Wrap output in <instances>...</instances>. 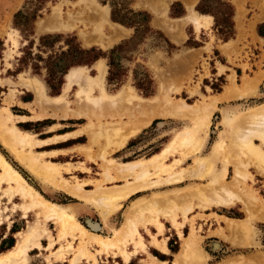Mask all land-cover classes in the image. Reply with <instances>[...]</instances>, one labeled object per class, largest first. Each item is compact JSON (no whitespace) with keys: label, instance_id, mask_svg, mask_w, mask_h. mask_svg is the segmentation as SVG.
Returning <instances> with one entry per match:
<instances>
[{"label":"rangeland","instance_id":"374dc122","mask_svg":"<svg viewBox=\"0 0 264 264\" xmlns=\"http://www.w3.org/2000/svg\"><path fill=\"white\" fill-rule=\"evenodd\" d=\"M131 1L132 0H0V39L3 40L4 46L3 50L0 51V109L4 107L9 109L12 115V121L17 127H19V119L14 115V113L18 112V108L14 104L15 95L22 89L28 88L34 91L35 94L34 102L32 106H30L32 111L38 109L44 116H58L57 114L61 113L63 115L72 114L76 117H80V123L78 125L79 129L73 132L77 135L84 133V137L80 138L83 142L75 147V153L65 156L69 161L68 163H56L59 164L60 174L68 181V183L72 184L77 183L78 181V183H80L83 188L89 190L95 189L98 183H101V185L104 187H108V185L113 186L116 184H124L126 183V180H134V174H130V176L128 175L125 178H116L115 174H113L114 169L112 166L109 168V177L107 180H105L102 174L103 163L106 161V159H113L116 164L128 160H143L155 152L161 150L167 144L173 141L178 131L182 130L188 125L191 126L193 124V119L188 116L178 115L177 117L176 115L155 116L146 126L142 127L140 131L129 136L126 141L122 145L120 144L121 146H119L116 140L112 142L108 141L107 135L105 136L103 128L109 122L111 124V122H115L117 120H127L128 115H123L122 118L110 115H100V117L97 112H94L93 114L91 113V117L85 116V114H80L77 116L75 113H82L85 111V108L76 105V84H72V86L65 92L62 91V86L61 92L59 94L50 95L44 82L45 70L42 69L40 73H34L32 72L30 66H24L22 70L17 72V57L21 54V48L28 42L29 39L37 42L38 37L44 33L60 32L63 34H73L84 47L97 46L104 51L109 50L120 41L130 38L133 34V28L126 27L110 18V4H116V8L119 10V13L128 17L131 15V11L135 10L131 7ZM136 1L137 6H143L148 10L154 9L158 12L152 14L150 26L154 30L161 31L164 35L166 33L169 37L168 40H171L170 42L176 47L169 49L166 43H164L157 33L145 32L143 34V39L138 44L131 45L122 50L120 53L121 56L119 62L122 66L121 72H123L121 76L122 81L120 84H116L114 81H107L106 76L108 73V65L106 58H99L91 65H84V71L92 75H96L97 65L101 62L105 64L106 70L103 79V87L107 93H115L123 88L142 99L154 98L161 93H165L173 101L179 102L180 100H183L191 104L198 103L201 100L209 101L210 98L221 95L225 85L230 82L231 78H233L234 83L240 89L246 79L252 77L256 78L257 87L255 93L239 95V91L237 90L238 92L228 96L229 98H221L218 100L222 101L227 99L225 102L221 103L219 107H215L213 110L208 128L206 129L207 131L200 135V137L205 138V141L197 151H194L190 147H172L166 157V163L172 164L173 170L175 169L181 171V168L183 167V170L187 169L185 171H189L196 157H202L208 154L210 155L213 142L217 138L220 129L224 130L225 133V149L228 150V154L231 155L234 153V151L238 153L236 146L234 147L233 144V138L235 136L234 133L230 132L227 134V129L223 126V124H221L220 119L223 116V110H226V113L229 114V117H231L233 120L234 115L237 112L244 110L249 105L264 102V71H262L264 69V62L261 59L262 56H260V45L262 44V41H259V39L255 37L254 24L252 22L253 20L250 19V16L254 13L256 8L259 10L264 7V0H261L262 3L258 2L259 4L256 3L255 0H232L236 7L235 18L237 21L235 43H227V48L224 51H232L230 54L225 56L227 62H231L230 65L234 68L231 67L228 69L229 74L226 75L223 73V75L218 76L216 79H210L211 75H209L208 72L210 71L212 73L214 72V69L213 66L207 64V62L214 64L213 61L220 59L221 57L213 52L211 53L210 57L202 58L201 54L197 55L192 49H187L189 47H193L195 43H198L205 46L203 50H209L211 43H221L223 35L217 33L215 26H211V28H208L206 32L203 30L199 40L194 41L189 39V41L183 43L178 41L181 36L182 25L184 22H191L196 30H199L200 27L207 26L210 23L211 17L209 15L205 17L204 14L197 13L192 8V6L191 8L188 7L187 4L193 3L194 0H185L189 12L183 19L167 16L162 10V7L164 8L166 3L160 2V0ZM93 5L107 6L108 17L112 22L116 23L115 27L119 31V35H117L115 39L113 38L110 40V31L112 30V27H110L103 29V42L95 40V30L93 29L90 20L85 19V16H87L89 12L92 11L91 6ZM20 9L26 10V12L35 11L39 14L32 22L30 31L28 30L26 34L21 32L13 25V15L17 10ZM172 10L173 13L178 12L180 7L178 5H174ZM211 10L217 15H220V11L223 10V8L220 5V2L213 1L211 3ZM67 17L68 19H66ZM193 17H198V19L196 20ZM53 22H57V25H59V23H72V26L56 29L43 27V24ZM167 25L171 26V30H168L169 34L165 28ZM187 29L191 30V26L189 24L187 25ZM207 37H209V40L207 41L210 42L206 43L204 41L207 39ZM197 56L200 58L199 62H203V66L195 63L198 62ZM240 61H244L245 63H241ZM238 64L241 65L239 66ZM142 66L144 68H142ZM202 67L204 68V71L201 70ZM235 69H238V71ZM134 70H138L140 72H144L145 70L147 71L149 78L152 80V93L150 95H144L140 89L136 87ZM220 70H223V67H220ZM204 73L207 74V76L203 78ZM65 81L66 78L64 79V82ZM30 83L32 85L36 84L41 86L44 97L50 101L44 103L39 101L36 96L35 88L34 86H31ZM214 84L217 86V88ZM217 92L219 93L216 95L215 93ZM93 93L95 95L99 94L100 92L96 90ZM60 94L61 97L59 103L51 102L54 100V96ZM131 100L134 101L133 98H131ZM47 108H49L48 111H46ZM35 117L36 116L32 118ZM21 118L26 120V117ZM86 129L88 130L87 132ZM31 133L34 137H36L33 132ZM92 134L93 136L91 137ZM89 137L93 139L91 144H89ZM255 141L256 143L260 142L259 140ZM261 146L264 148V145ZM36 147H39V145H34L31 147L34 153L39 152ZM229 148L231 149L229 150ZM0 151L5 156V158L9 160L11 164L25 177V179L30 184H32V186L37 189L45 198L51 201L62 203L60 200H63V197L67 196L64 194H70V196H73L72 201L74 204L68 202L62 204L68 205L69 210L75 214L76 218L81 223L87 222L90 228L91 224L95 223L98 226V229H100L91 231L108 236H111L114 229L122 224L125 212L133 200H137L140 197L150 198L157 193H160L159 195L167 193L172 195L171 197L174 198L176 196H180V194L175 195V192H181L188 187L195 188L196 186H200L203 183H207L209 181V177L205 176L201 178V176L198 175L199 173L192 175V172H184L182 181L174 183L166 182L165 176H167L168 173H155L153 170H150V173L147 175L146 179L150 182H153L152 180L158 181L122 199L120 207L105 218L100 211V207L92 201L84 199L80 196L77 197L66 190L64 191V189L48 184L42 177L36 175L30 168L24 166V164L20 162L13 152L2 145L1 141ZM85 151H89L91 153V157H89ZM57 152L58 151H54L53 153L43 155V158L53 161L51 156ZM99 154H103L104 157L100 156ZM211 164L214 171L219 172L224 164V150L222 152H218L216 155L211 156ZM227 168L228 171L226 178L231 180L233 176V165L230 162H227ZM202 172H206L205 167L202 168ZM5 186H7L6 183H3L2 187ZM242 186L253 193L259 204L264 205V173L262 171H258L252 163L247 164L244 184L242 183ZM176 199H178V197ZM186 199L188 200L187 203L192 205V208L187 212V218L183 217L182 210L180 208L177 209V220L179 222L177 225H173L169 219L161 217L163 229L161 232L157 233V228L153 224L148 223V229L141 223L139 224L138 228L140 234L142 235L144 246H138L136 251L132 254H135L136 252H144L145 254L148 253L149 257L154 260L148 249L155 251L153 247H156L159 250H163L151 240L153 234H155L157 239H159L161 242L164 241V245L166 247V241L168 242L169 256H171V253L177 251L181 241L180 249L174 254V264H180L181 262L188 264V258L184 257L183 255L179 257L177 256V253H179L183 247L185 238H194L197 242V247L199 248L198 241L202 238L200 234L203 235L205 233V229L207 228H202L199 223L204 221L205 218L208 219V222H210L212 220L210 218L217 216L216 213H221L228 216L243 215L246 217L245 219L241 220H248V223L250 224L248 227H250V229L252 228V236L255 238V244L251 249L256 248L264 250V217L262 215V219L258 217L262 212V210L259 209L262 207L258 203H256L257 206L255 205V207L251 205L252 207L249 206L250 208H247L239 202L229 205H220L209 201V205L206 207H201L197 205L200 199L198 196H188ZM13 201L16 203H22L23 200L18 196H13L9 201L6 197L1 196L0 191V224L3 222L8 223L10 218H13L14 216L21 218L23 215L22 210L19 208L16 209L13 206ZM16 212L18 215H16ZM43 215L44 214L42 213L39 214L37 210H31L27 212L26 217L24 216L22 225L23 228L21 230L25 229L29 223H33L37 220L39 224V230H42L44 227H46L47 229L49 228V233L57 236L56 223H54L52 220H47V218ZM225 220L227 229H229L231 232H237L236 228L234 229L230 226L231 223L228 218H225ZM184 223L189 224V230H187V228L185 231L183 230ZM99 224L103 225L102 229ZM151 227L152 232L150 231ZM179 231H181V234ZM40 232L44 233V231ZM244 232H248V237L250 236L249 231L246 230ZM15 235L17 239V234L15 233ZM245 235L247 237V233ZM168 236L170 237L167 239ZM69 240H72V238L70 237ZM67 243L68 240H59L53 248L47 249L50 250L49 256L46 257L47 261L49 260V264L50 262L52 264L53 260H60V262L57 264L70 263V258L75 254L77 247L82 243V241L80 237L73 239V245L75 247L74 249H68ZM206 244L207 243H205V248L208 250V245ZM61 245L63 246V249L59 250ZM122 246L128 251H132L134 248L131 241L122 244ZM87 247L90 251L95 253L96 257V262L90 261L93 262L90 264H119L115 260V256H120L118 251L108 249L97 252L96 246L93 243L87 244ZM199 250L200 251L198 253L200 254V259L198 263L196 262L195 264H200L203 259V255L205 254L200 248ZM167 251L168 248L165 252ZM227 253L232 252L231 250H227L222 254L225 255ZM69 255L70 257L67 262L61 261L62 259L64 260V258H68ZM99 255H102V258L101 256L99 257ZM262 255L263 253H257L256 257H259V259L262 260ZM108 258L110 260H107ZM236 259L244 260V257L242 255H238ZM121 261V264H123V258H121ZM135 261L136 259H133V264ZM151 263L152 261L149 260V262H147L145 259H143L138 261L136 264ZM19 264H30L29 258L27 263L21 262ZM162 264H165V262H162Z\"/></svg>","mask_w":264,"mask_h":264},{"label":"bare ground","instance_id":"6f19581e","mask_svg":"<svg viewBox=\"0 0 264 264\" xmlns=\"http://www.w3.org/2000/svg\"><path fill=\"white\" fill-rule=\"evenodd\" d=\"M255 2L260 3L261 0H255ZM190 5L191 4H189V6ZM99 6H91L92 11L89 12L87 15L88 17L85 16V19L90 20V23L95 30V40H102L100 36L102 35L103 29L110 27H112V30L110 31V40L113 38L115 39V37L119 35V31L115 27L116 23L109 19L107 6ZM204 16L207 17L208 15ZM193 18L196 20L198 19V17ZM66 19H68V17ZM67 26H72V23H59V25H57V22H53L43 24V27L51 29ZM84 68L85 66L82 65L71 67L66 74V81L62 91L65 92L68 90L72 84L77 85L75 92V97L77 99L76 105L85 108V111L82 113L76 112L75 114H77V116L85 114V116L89 117L91 113L93 114L94 112H97L99 116L110 115L121 118L123 115H128L127 120H117L115 122H111V124L109 122L104 126L103 130L105 136L107 135L108 141L112 142L116 140L118 145L121 146L129 136L140 131V129L146 126L155 116H188L193 119V124L178 131L173 141L143 160H128L116 164L113 159H106L102 166V174L105 180L109 177L110 166L113 167V174H115L116 178H125L128 175L130 176V174H134V180H126V183L124 184H116L113 186L108 185V187H104L101 183H98L95 189L89 190L83 188L78 181L77 183H68V181L60 174L59 164L43 158V155L50 154V152L34 153L31 147L34 145H40L41 141L35 138L30 131L22 130L17 127L12 121V115L9 109L5 107L1 108L0 141L3 146L7 147L16 155L24 166L30 168L36 175L42 177L48 184L64 189V191L66 190L72 195L83 197L84 199L97 204L101 209L100 211L103 214V217L105 218L120 207L122 199L158 181L152 180L153 182H150L146 179L150 170H153L155 173H168V175L165 176L166 182L174 183L182 181L184 172H192V175L199 173L198 175L201 176V178L205 176L209 177V181L200 186H196L195 188L188 187L181 192H175V195L180 194V196H176L174 198L171 197L172 195L167 193L162 195L157 193L150 198L140 197L137 200H133L125 212L122 224L114 229L111 236H108L91 231L85 227L76 218L75 214L69 210L68 205L45 198L25 179V177L11 164L9 160L5 158L0 151L1 196L6 197L9 201L13 196L20 197L23 200L22 203H16L13 201V206L16 209L19 208L22 210L23 216H26L27 212L31 210H37L39 214H44L43 216L46 217L47 220H52L57 226V236H55L49 233V228L47 229L46 227H42L43 229L39 230L37 220L33 223H29L25 229L16 232L17 239L12 247L4 251H0V264L27 263L29 250L32 247H42L40 242L42 237H47L48 239V244L45 247L46 249L53 248L59 240L64 239L68 240L67 248L74 249L73 239L80 237L82 243L77 247L75 254L70 258L69 264H77L83 259L96 262L95 253L90 251L87 247V244L89 243H93L96 246L97 252L108 249L118 251L126 263L129 260L130 255L136 251L138 246H144L142 235L140 234L138 228L139 224L141 223L146 228L148 223L153 224L157 228V233L161 232L163 229L161 217L169 219L173 225H177L179 223L177 220V209L180 208L182 210L183 217L187 218V212L192 208V205L187 203L188 200L186 198L188 196H198L200 199L197 205L201 207H206L210 204V202L220 205H229L239 202L247 208H250L249 206L251 205L254 207L255 205L257 206L256 203H258V201L256 197L250 192V190L242 186V183L244 184V177L248 163H252L258 171H262L264 173V148L261 146L264 145V102L249 105L244 110L237 112L234 115L233 120L229 117V114L226 113V110L222 111L223 116L221 117L220 122L224 127H226L227 134L230 132L234 133L235 136L233 138V144L234 147L236 146L239 154L235 151L231 155L228 154V150L225 149V133L224 130L220 129L217 138L213 142L210 155L208 154L202 157H196L189 171H185L187 169L183 170V167L181 168V171L175 169L173 170L172 164L166 163V157L172 147H190L194 151H197L205 141V138L200 137V135L207 131L206 129L208 128L211 114L216 107V102L221 98H227L228 96L236 94L238 91L239 95L255 93L257 87L256 78L252 77L246 79L241 89L236 86L233 78H231L230 82L225 85L220 96L212 97L209 101L201 100L199 102L197 101L198 103L191 104L183 100H180L179 102L173 101L165 93H161L160 95L150 99L137 97L130 93L127 89L123 88L115 93H107L103 87L106 65L102 62L99 63L97 65L96 75L85 72ZM30 85L34 86L36 96L39 101L43 103L50 101L44 97L41 86L36 84L32 85L31 83ZM96 90L100 93L94 95L93 92ZM60 97L61 94L54 96V100L51 102L59 103ZM131 98H133L134 101H132ZM87 131L88 130L86 129V132ZM73 134L76 133H70L68 135ZM68 135H64L63 137L65 138ZM92 136L93 134L91 137ZM89 139V144H91L93 139L90 137ZM255 140H259L260 142L256 143ZM230 149L231 148H229V150ZM223 150L224 164L219 172H216L211 164V156L216 155L218 152H222ZM85 152L89 157H91V153L89 151ZM100 156L104 157L103 154ZM227 162H230L233 165V176L231 180L226 178L228 171ZM204 167L206 168V172L203 173L202 168ZM3 183H6L7 186L2 187ZM177 197L178 199H176ZM259 205L262 207L259 208L262 212L261 214L259 213L260 215L258 217L262 219L264 217V205ZM261 215L263 217H261ZM228 220L231 223L230 226L234 229L236 228V231L240 230L244 232L246 230H250V227H248L250 225L248 220H237L233 218H228ZM91 225L94 228L97 227L95 223H92ZM40 231H44V233ZM179 233L181 234V231H179ZM246 233L248 236V232ZM44 234H46V236H43ZM70 237L72 240H69ZM151 240L157 244L158 247L160 246V248L164 251L167 250V247L164 245V241L161 242L157 239L155 234H153ZM128 241H131L133 244L134 248L132 251H128L122 246V244ZM60 249H63L62 245L59 250ZM199 251L200 250L197 247L196 240L189 237L185 239L183 249L177 256L179 257L183 255L188 258V264H195L196 262L198 263L200 258V254L198 253ZM257 258L259 259V257ZM262 260L263 261L261 262L263 264L264 252Z\"/></svg>","mask_w":264,"mask_h":264},{"label":"crops","instance_id":"0c3cea01","mask_svg":"<svg viewBox=\"0 0 264 264\" xmlns=\"http://www.w3.org/2000/svg\"><path fill=\"white\" fill-rule=\"evenodd\" d=\"M161 1L166 3V5L164 6V8H162V10L166 13L167 16H171V17H174L177 19H183L186 16V14L189 12V10L186 6L185 0H160V2ZM200 1L201 0H194L193 3H188L187 5L189 8H190V6H192V8L197 13L209 15L211 17L210 23L207 26H202V27H200L199 30H196V28L194 27V25L191 22H189V21L184 22L182 25L181 36L178 39V41H180L181 43L187 42L188 39H192L194 41L199 40V37L201 36V33L203 30H204V32H206L208 28H211V26H214V16L212 14L207 13V12H200L199 10L196 9V7L200 3ZM227 1H229L234 7V14L232 16V20H233V35H232V37H230L226 40L222 39L221 43H219V44H217L216 42H214L215 44L211 43L209 50H203V48L205 46L198 44V43H195L193 45V47L187 48V49H192L194 51V53H196L197 55L201 54L202 58L210 57L211 53H213V52L221 57L220 59L214 60L213 61L214 64H212L211 62H207V64L212 65L213 69H214V72H212V73L210 71L208 72L209 75H211L210 79H216L218 76L223 75V73L226 75L229 74L228 69H230L232 67L230 65L231 62H227L226 56H225L227 54H230L232 51L231 50L224 51V50H226V48H227V46H226L227 43H231V42L235 43L236 22H237L236 18H235L236 7H235L234 3L232 2V0H227ZM136 2H137L136 0H132L131 1V7L134 8L135 10H146L150 14V22H151L152 14L153 13L155 14L158 12L155 11L154 9L148 10L147 8H145L143 6H137ZM189 4H191V5L189 6ZM174 5H178L180 7V10L178 12L173 13L172 9H173ZM250 19L253 20L252 22L254 24V35H255V37H257L259 39V41H262V44L260 45V48H261L260 56H262L261 59L264 62V36L259 35L257 32V25L259 23L264 22V7L262 9H259V10L256 8L254 13L250 16ZM188 24L191 26V30L187 29ZM64 26H66V25H64ZM69 27H71V26H69ZM170 27L171 26H169V25H167L165 27L168 34H169L168 30H171ZM59 28H65V27H59ZM110 35H111V32H110ZM165 35H166V37H168L166 33H165ZM100 37L101 38L103 37V32H102V35ZM168 39H169V37H168ZM207 40H209V37H207V39L204 42H206V43L210 42ZM97 41L103 42L102 40H99V39ZM213 49H214V51H213ZM197 61L198 62H195L196 64L203 66V62H199L200 61L199 56H197ZM244 61H240V62L245 63ZM238 65L240 66L241 64H238ZM82 66H84V65H82ZM220 67H223V70H220ZM232 68H234V67H232ZM201 70L204 71V68L202 67ZM232 70H234V69H232ZM236 71H238V69ZM236 71H235V73H236ZM262 71H264V69ZM66 74H65L64 79L66 78ZM206 76H207V74L204 73L203 78ZM63 83H65V82H63ZM62 86H64V85L62 84ZM218 93L219 92H217L215 94L217 95ZM191 95H193V94H191ZM216 97H218V96H216ZM34 99H35L34 91H32L28 88L22 89L20 92H18L15 95L14 104L18 108V112L14 113V115L18 117L19 124H22V125H18V126L20 128H22L23 130H26V131L29 130V131L33 132L35 134V136L37 137V139L39 141H41V144L39 145V147H36L39 150V152H37V153H45V152L52 153L54 151H58L56 154L51 156L53 158L52 159L53 162L55 161V162H59V163H68L69 161H68V159H66L65 156L70 155L72 153H75V150H74L75 147H77V145H79L83 142V141H81L80 138L84 137V133H81L78 135L77 134L68 135L70 133H74L73 131L79 129L78 125L80 123L79 122L80 117H76L72 114L63 115L61 113H58L57 114L58 116H50V115L44 116L41 114L40 110L35 109L34 111H32L30 109V106H32ZM226 100L227 99L222 100V101H218L216 103V107H219L220 104L225 102ZM48 110H49V108H47L46 111H48ZM34 116H36V117L32 118ZM21 117H26V120L22 119ZM56 117H58V118H56ZM64 135H68V136L64 138L63 137ZM52 138H53V140H50ZM64 195H67V196H64L63 200H60V202H62V203L68 202V203L74 204V202L72 201L73 196H70V194H64ZM67 197H69V199ZM16 215H18L17 212H16ZM216 215L217 216L210 218V219H212L210 222H208V219L205 218L204 221L199 223L202 228L207 227L205 229V233L203 235L200 234L202 236V238L198 241L199 248L203 251V253H205L203 255V259L200 262V264H223V263H225V264H238V263L239 264H262L261 261H263V260L258 259L255 255L257 253H263L264 250L256 249V248L251 249L252 246L255 244V238H253V236H252V233H253L252 228L249 230V232H250L249 238H247L248 236L246 237V235H245L246 232H241V231L231 232L229 229H227V224H226L225 218L245 219L246 217H244L243 215L228 216V215L221 214V213H216ZM18 219H20V220H18ZM23 219H24L23 215L21 216V218H17L16 216H14L13 218H10V221L8 223L3 222L2 224H0V251H4V250L12 247L13 244L16 242L15 233L23 228L22 227ZM82 224L85 227L89 228V230H96V229L100 230V229H98V226L94 228L92 225H91V228H92L91 229L89 227V225L87 224V222H85V223L82 222ZM100 227L102 229L103 225H100ZM186 228H187V230H189V228H190L188 223H184V225H183L184 231ZM150 231L152 232V227L150 228ZM43 236H46V234H44ZM172 236H173V234H172ZM169 237L170 236H168L167 239ZM185 239H187V238H185ZM40 242L42 245L41 248L32 247L28 252L30 264H49V260L47 261L46 257L49 256L50 250H47L45 248L48 244L47 237H42ZM205 243H207L206 245H208L207 246L208 250H206V248H205ZM166 245L168 248L167 252H165L163 250H159L153 246L152 247L155 249V251L148 249L154 260H152L151 257H149L148 253L145 254L144 252H136L135 254L131 255V257L129 258V260L125 264H133V262H132L133 259H136L134 264H136L138 261L143 260V259H145L147 262H149V260L152 261L151 264H162V262H165V264H174V259H175L174 254L180 249L181 241L179 244V248L174 253H171V256H169V247H168L167 241H166ZM183 245H184V242H183ZM247 248H250V249H247ZM182 249H183V247H182ZM182 249L179 251V253L182 251ZM227 250H231L232 253H227L225 255L222 254L223 252H226ZM233 250H235V251H233ZM179 253H177V255H179ZM238 255H242L244 257V260L236 259L238 257ZM100 256L102 258V255H99V257ZM69 257H70V255L68 256V258H64V260L62 259L61 261L67 262ZM115 258H116L115 260L119 264L122 263V261H121L122 257L115 256ZM107 260H110V259L108 258ZM90 261H92V260H84L83 259L80 262H78L77 264L93 263ZM237 261H238V263H237ZM59 262H60V260H53L52 264H57ZM123 264H124V261H123ZM180 264H185V263L181 262Z\"/></svg>","mask_w":264,"mask_h":264},{"label":"trees","instance_id":"16d2710c","mask_svg":"<svg viewBox=\"0 0 264 264\" xmlns=\"http://www.w3.org/2000/svg\"><path fill=\"white\" fill-rule=\"evenodd\" d=\"M213 1L220 2L223 10L217 15L211 10ZM110 18L126 27L133 28V34L130 38L120 41L109 50H102L97 46L84 47L73 34L63 33H44L38 37V41L29 39L21 48V54L17 57V72L24 66H30L32 72L40 73L45 70L44 82L50 95H56L61 92L64 76L72 66L91 65L99 58H106L108 65L107 81L120 84L122 81L120 53L127 47L138 44L143 39L146 32H155L166 43L169 49L176 46L158 30L150 26V14L145 10H132L131 15L126 17L119 13L116 4H110ZM200 12H207L214 16V26L218 34L223 35L226 40L233 35L234 14L233 5L227 0H201L196 7ZM39 14L35 11L26 12V10H17L13 15V25L21 32L31 29L32 22ZM257 32L264 36V22L257 25ZM189 41V39L187 40ZM3 40L0 39V51L3 50ZM142 68H144L142 66ZM136 87L144 95L152 93V80L147 71L140 72L134 70ZM139 75V76H138ZM216 83V82H214ZM218 84V83H216ZM215 85V84H214ZM216 86V85H215ZM217 88V86H216ZM22 125V124H19ZM69 199V197H67Z\"/></svg>","mask_w":264,"mask_h":264}]
</instances>
